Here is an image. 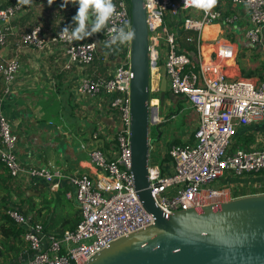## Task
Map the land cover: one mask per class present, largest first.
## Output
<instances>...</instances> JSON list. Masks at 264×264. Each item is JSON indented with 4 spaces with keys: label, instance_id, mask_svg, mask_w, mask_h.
I'll list each match as a JSON object with an SVG mask.
<instances>
[{
    "label": "built area",
    "instance_id": "1",
    "mask_svg": "<svg viewBox=\"0 0 264 264\" xmlns=\"http://www.w3.org/2000/svg\"><path fill=\"white\" fill-rule=\"evenodd\" d=\"M230 1L246 8L248 22L244 36L251 43L258 42L264 28V0ZM113 2L117 15L96 39L69 42L59 37L63 28L44 33L39 24L20 34L22 43L37 49L60 44L67 60L79 64L91 62L101 46V58L108 57V60L114 61L110 74L106 77L81 76L76 90L85 95L104 93L107 106L117 114L118 126L113 136L115 152L112 157L98 147L89 150L88 161L96 169L92 178L86 172L70 175L20 162L15 153L16 134L0 111V161L9 174L21 184L44 180L49 182L50 187H56V181L65 178L72 186L73 194L71 189L65 190L64 194L73 196L79 212L72 228L52 235L21 207L8 208L7 215L22 226L20 237L26 246L25 257L12 264H81L107 242L151 221V214L143 209L137 198L128 169V42L113 45L111 49L103 47V42L110 37L111 28L126 25L129 30L127 1ZM184 3L185 0H144L149 80L151 77L157 79L155 85L149 82V107L155 109L157 105V100L151 103L150 94L158 90L157 47L163 45L161 63L164 65L167 88L174 94H182L197 114L192 140L168 145L167 153L171 161L168 172L164 173L157 164L147 163L150 194L154 204L164 213L225 202L234 195L228 187L209 184L211 180L226 173L238 177L243 172L264 171V145L229 150L230 137L237 124L264 117V81L225 76L219 57L228 54V44L217 46L213 58L206 62L202 61L198 48L194 57L180 49L176 28L191 30L193 34L186 35L185 40H194L197 47L205 24L233 19L232 15L222 14L216 7L205 12ZM18 9L17 3L0 5V45L5 40L1 23ZM182 10H195L197 14H181ZM165 16L174 17L172 27L164 22ZM17 68L15 58L0 60V73L5 82L13 79Z\"/></svg>",
    "mask_w": 264,
    "mask_h": 264
},
{
    "label": "crops",
    "instance_id": "2",
    "mask_svg": "<svg viewBox=\"0 0 264 264\" xmlns=\"http://www.w3.org/2000/svg\"><path fill=\"white\" fill-rule=\"evenodd\" d=\"M62 2L63 0H54L49 6L48 0H32L30 5H19V9L1 23L5 40L0 45V60L15 58L18 68L9 82H5L0 73V111L16 134L15 153L20 162L70 175L86 172L94 178L96 169L88 161V152L98 147L107 156L114 155L113 136L118 126L117 114L107 106L104 93L81 94L77 92L76 84L84 75L108 76L114 61L110 58L108 60V57L101 58V46L91 62L79 64L67 60L60 44H49L37 49L19 39L20 34L34 24H39L44 33H53L71 24L78 5L69 3L66 8H61ZM10 3H17V0H0V5ZM215 7L222 14L232 15L233 19L230 22L212 21L205 24L200 32L199 45L196 47L194 40H186L192 43V47L184 50L194 57L198 48L202 61L206 62L213 58L217 46L228 44V54L219 57L220 68L225 76H244L254 82L264 81V28L259 41L251 43L244 36L248 22L246 8L230 0H217ZM187 13L197 14L195 10ZM176 31L178 32V28ZM98 34L85 40L96 39ZM160 64L161 62L158 65ZM159 77L160 70L158 79ZM149 82L155 85L157 79L151 77ZM164 87V90H156L159 94H154V97L157 102H163L161 104L164 114H170L162 117L157 113L156 120L161 121V124L157 131L153 128L154 140L149 149L158 154L160 159L158 158L157 164L161 170L164 172L166 169L168 172L171 161L167 152L161 149L164 148L161 139L165 140L166 145L190 142L197 114L182 94L170 92L166 82ZM166 121L168 126L162 127ZM262 145L264 117L246 124H237L230 137L229 150ZM222 179L225 182L222 186L228 187L231 194L236 196L264 191L261 184L250 182L253 178L235 177L226 173L219 177V180ZM14 181L17 182L15 179ZM56 182V187H50L49 182L44 180L26 184L17 182L21 188H25V195L29 196L28 201L17 202L22 204V209L28 208V205L33 208L42 206V214L47 207L44 223L55 213L67 215V211H70V215L79 217L74 198L64 194L72 186L63 177ZM28 213L32 218L31 213L34 214V210L31 209ZM33 220L40 222L38 215ZM24 257L25 253H20L7 264Z\"/></svg>",
    "mask_w": 264,
    "mask_h": 264
},
{
    "label": "water",
    "instance_id": "3",
    "mask_svg": "<svg viewBox=\"0 0 264 264\" xmlns=\"http://www.w3.org/2000/svg\"><path fill=\"white\" fill-rule=\"evenodd\" d=\"M128 5L129 30L135 33L128 41V169L151 221L107 242L81 264H264V191L169 213L154 204L147 179L148 126L157 131L161 121L152 118L156 106L149 107L144 0H128ZM159 70L161 91L166 82L162 63Z\"/></svg>",
    "mask_w": 264,
    "mask_h": 264
},
{
    "label": "trees",
    "instance_id": "4",
    "mask_svg": "<svg viewBox=\"0 0 264 264\" xmlns=\"http://www.w3.org/2000/svg\"><path fill=\"white\" fill-rule=\"evenodd\" d=\"M126 1L128 4V0ZM181 14L186 15L188 13L185 10H182ZM173 21H174V17L173 18H170L169 16L164 17V22L170 27L173 26ZM189 34H192V32L183 28H178L177 41H178V47L180 49L183 48L184 50L192 47V43L186 42L185 40V36ZM150 96L152 97L153 95L150 94ZM28 198L29 196L25 195V188H21V186L14 181V178L9 174L5 166L0 161V264H5V263L7 264L14 257L19 255L20 253H24L25 251L26 248L25 242L20 237L22 226L14 222L7 215L6 210L8 208H14V207L22 208L23 207L22 204L18 203L17 201H28ZM31 209L34 210V214L31 213L32 218L34 219L35 215H38L40 218V223L43 225V229L52 235H59L64 229L72 228L75 225L76 221L78 220L77 217L72 224L68 226H62L61 224H56L54 222L53 220L54 216H52L51 214V216L48 218V221L44 223L46 220V213L48 211L47 207L44 210L45 212L43 214H42V206L33 208L28 205V208L23 209V211L28 213L29 210Z\"/></svg>",
    "mask_w": 264,
    "mask_h": 264
},
{
    "label": "clouds",
    "instance_id": "5",
    "mask_svg": "<svg viewBox=\"0 0 264 264\" xmlns=\"http://www.w3.org/2000/svg\"><path fill=\"white\" fill-rule=\"evenodd\" d=\"M32 0H17L20 6L30 5ZM54 0H48L49 6ZM69 3L78 5L72 23L66 25L60 32L59 37L69 42L83 41L96 33L102 32L109 21L117 15L116 5L113 0H63L61 8H66ZM210 11L216 6L217 0H185V3ZM110 37L103 42V47L111 49L113 45H123L134 38L135 33L128 30L127 26L113 27L110 30ZM95 46V42L93 43Z\"/></svg>",
    "mask_w": 264,
    "mask_h": 264
},
{
    "label": "rangeland",
    "instance_id": "6",
    "mask_svg": "<svg viewBox=\"0 0 264 264\" xmlns=\"http://www.w3.org/2000/svg\"><path fill=\"white\" fill-rule=\"evenodd\" d=\"M188 12H189V10H187ZM64 28V27H63ZM61 29V28H60ZM59 30V29H58ZM158 53H159V56H158V59H157V63L159 64L160 62H161V56H162V54L164 53V46L163 45H158ZM154 94L155 95H158L159 94V91H157V92H153L152 93V97H153V99L151 100V103H155L156 102V98L154 97ZM167 96V95H166ZM161 103H163V102H157V106H158V109H157V113H159V116H164L165 114H164V109H162V104ZM167 115V114H166ZM152 118H156V116H155V114L153 113L152 114ZM168 124V122L166 121L165 122V124H163L162 125V127L163 126H168L167 125ZM164 132H165V130H164ZM152 133H153V125H152V123H150L149 124V126H148V138H149V142L150 143H153V140L154 139H152L154 136L152 135ZM169 139H171V138H169ZM168 139V140H169ZM167 140V141H168ZM161 143H164V148H161V149H163L164 150V152L166 151L167 152V146L168 145H166V142H165V140L164 139H161ZM155 152V151H154ZM153 152V149H149V151H148V159H147V163L148 164H151V163H155V164H157L158 162H159V156H157L158 154H156V152L154 153ZM167 155H168V153H167ZM153 156H154V158H156L157 160H155L154 158H153ZM168 157H169V155H168ZM159 158V159H158ZM170 158V157H169ZM168 158V159H169ZM158 165V164H157ZM159 166V165H158ZM159 168H160V166H159ZM161 169V168H160ZM167 172V170L166 169H164V173H166ZM242 176H246L247 178H253V180H251L250 182H253V181H256V182H259V183H261V185H262V187L264 188V171H259V172H252V173H250V172H243L242 173ZM209 184H211V185H219V186H222L223 184H225V182H224V180L222 179V180H219V177H217V178H214L213 180H211L210 182H209ZM71 193L73 194V190L71 189ZM72 198H73V196H71ZM75 203H76V201H75ZM76 205H77V203H76ZM68 212V214L67 215H64V214H59V213H55V215H54V217H53V220H54V222L56 223V224H61L62 226H68V225H70V224H72L74 221H75V217L74 216H72V215H70L69 214V212L70 211H67ZM6 264V263H5Z\"/></svg>",
    "mask_w": 264,
    "mask_h": 264
}]
</instances>
